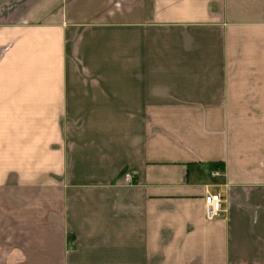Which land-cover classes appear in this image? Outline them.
<instances>
[{"label": "crops", "instance_id": "1", "mask_svg": "<svg viewBox=\"0 0 264 264\" xmlns=\"http://www.w3.org/2000/svg\"><path fill=\"white\" fill-rule=\"evenodd\" d=\"M0 264H264V0H0Z\"/></svg>", "mask_w": 264, "mask_h": 264}, {"label": "built area", "instance_id": "2", "mask_svg": "<svg viewBox=\"0 0 264 264\" xmlns=\"http://www.w3.org/2000/svg\"><path fill=\"white\" fill-rule=\"evenodd\" d=\"M203 203L205 218L208 220L213 219L222 211L223 198L221 192H207L203 196Z\"/></svg>", "mask_w": 264, "mask_h": 264}]
</instances>
